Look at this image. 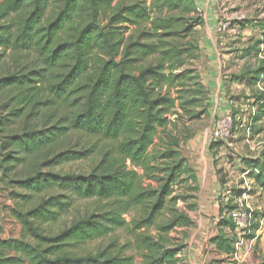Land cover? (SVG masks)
<instances>
[{
  "label": "trees",
  "instance_id": "trees-1",
  "mask_svg": "<svg viewBox=\"0 0 264 264\" xmlns=\"http://www.w3.org/2000/svg\"><path fill=\"white\" fill-rule=\"evenodd\" d=\"M201 4L0 0V182L27 192L9 193L22 235L0 237V264H178L182 245L169 234L193 221L175 208L174 185L196 177L178 149L182 138L168 129L185 91L174 88L183 51L168 39L202 25L200 16L179 25L184 17L173 11ZM123 25L134 27L127 36ZM70 162L88 163L83 172L57 169ZM254 178L264 190L263 174ZM74 196L95 208L53 230ZM117 230L133 237L140 260L110 246L86 250ZM214 241L233 256L234 246Z\"/></svg>",
  "mask_w": 264,
  "mask_h": 264
},
{
  "label": "rangeland",
  "instance_id": "rangeland-1",
  "mask_svg": "<svg viewBox=\"0 0 264 264\" xmlns=\"http://www.w3.org/2000/svg\"><path fill=\"white\" fill-rule=\"evenodd\" d=\"M211 1L218 22L216 26L226 24V29L222 31H216V26L214 32L210 31L214 35V45L211 47L218 52V57L211 58L204 49L201 36L205 34V30L201 25L188 33L168 39L178 48V51H183L179 59L182 65L175 70V73L180 74V78L175 82L174 88H179L183 84L182 87L185 90L181 100L178 101L179 104L182 102L183 109L179 107V117L175 119L176 127L168 124V129L172 131L173 136L177 135L182 138L180 148H178L180 154L183 151L186 155L191 154L192 160L195 158L193 165L198 174V183L195 178V181L188 179L184 183L174 185L175 192L181 197L175 208L187 213L193 222L188 227L176 228L169 235L176 244L182 245L177 254L178 264H199V262L202 264H264V249L257 243H246L249 238L243 235L238 236V233L236 235L238 238L236 241H240L238 248H245L246 252L249 251L248 255L234 252L232 257L227 254L224 260L220 261L218 260L219 255L213 251L209 242L206 246H197L196 252L193 251L197 243L198 226L202 227L208 222L206 220L215 218L202 215L208 208V199H211L207 197L209 195L206 194V190H210L213 186L212 167L216 174L213 178H216V182L219 183V193L216 199L223 218L230 219L226 211L227 205H234L236 198H242L252 210L251 227L248 234H254L258 226L264 227V190L254 178L257 173L264 176V75L253 77L254 71L264 66V0ZM119 2L124 5L135 2H144L148 6L152 4V0H102V4L109 7ZM186 8L187 6L183 10ZM173 14L184 17L179 21V25L182 26L189 23L186 18L190 16L201 17V13L197 10L188 12L182 11L181 8L175 9ZM151 15L153 16V13ZM106 21V19L104 21L100 19L102 23ZM133 28L130 25H123L121 32L127 36ZM189 43L196 47H192ZM212 62L216 65L213 71L214 79L221 81L226 91L222 97L227 104L219 112L215 109L216 93L212 94L207 87V72L210 73L208 63ZM182 71L187 73L184 72L181 75ZM198 83L201 85V90L194 92L198 88L196 86ZM172 95H176L175 90ZM220 120H224L222 124L228 125L229 135L215 141L213 132L220 124ZM159 132L164 142L171 140L161 129ZM205 140L210 144L211 163L204 160L205 154L201 152ZM158 142H160L159 139ZM247 161L258 162L259 166L251 169L250 166L253 163ZM168 162H175V160ZM87 163L70 162L57 169L62 168L65 172H83L87 168ZM205 163L209 166V172L204 173L202 168ZM22 169L23 167L20 166L17 170L21 172ZM185 176L187 174L182 175V177ZM12 191L20 194L27 193L17 185L11 187L0 182V237L3 239L10 237L20 239L22 235V225L11 214L14 203L9 199V193ZM241 191H243L242 194L239 193ZM67 197H71L70 194L67 193ZM68 202L69 207L54 224L53 230L60 228L64 222H68L72 214L76 212L79 214L87 209L92 211L95 208L94 199L74 196ZM211 203L210 200L208 204ZM217 218L212 221V227L215 229L220 220ZM25 241L34 242L29 236L25 238ZM235 243L232 246L237 251ZM106 246H110L111 252H119L124 256L130 255L135 260H140L134 247L133 237L123 230H117L89 241L85 248L96 252Z\"/></svg>",
  "mask_w": 264,
  "mask_h": 264
},
{
  "label": "crops",
  "instance_id": "crops-1",
  "mask_svg": "<svg viewBox=\"0 0 264 264\" xmlns=\"http://www.w3.org/2000/svg\"><path fill=\"white\" fill-rule=\"evenodd\" d=\"M201 8L203 9V12L201 14V18H202V28H204L205 30V34L201 36V40L203 41V45H204V49L207 51L208 56H210L211 58H216L218 57V52L211 46H213L214 42V35L210 33L214 32V28L217 25V20H216V16L215 13L213 12V2L210 0H201ZM209 31V32H208ZM248 39V38H246ZM206 45V46H205ZM209 66V72H207V87L209 89V91L212 94L216 93L217 96V102H215L216 106L215 109L219 112L221 111L222 108H224L226 106V102L224 100V97H222L223 95H225L226 91H225V85L220 81H216L214 79L213 76V71L216 68V65L212 62V63H208ZM246 81V80H245ZM249 81V80H247ZM218 98H220L221 100H219ZM204 146H203V150L201 148V152L203 154H205V156H203L204 160L208 161L211 163V154L210 149H209V143L207 140L204 141ZM181 154L183 155L184 158H186V160L188 161L187 163L189 164V166L191 167V169L194 171L195 177H196V181L198 183V174L195 171V167L193 165L195 158L192 160V155L191 154H184L183 151H181ZM191 156V158L189 157ZM209 166H207V164L205 163L204 168H202V172H209ZM214 176H212V180H213V186L211 187L210 190H206V194L209 195L207 197L211 198L210 200L212 201L211 204H208L210 202V200L208 199L207 202V206L208 208H206V210H204L205 212L202 213L203 216H206L208 218H212L215 217L217 218V216H219L218 218H220V220H218V224H217V228H213L212 225V221L215 218H212L211 220H206L208 222H206L205 225H203L202 227L198 226L199 229V233L197 234V243L194 245L193 251L196 252V247L199 245H203L206 246L207 242H209L210 246L213 247V251L219 255L218 260L223 261L224 258L227 256V252L218 245V243H216L214 241L215 238L219 237L222 240H224V242H226L227 245L232 246V244L234 245V242H236L235 244L237 245V251H235V253H239V254H245L248 255L249 251L246 252V249H242V248H238V244L239 242L236 241V235L238 233V236H240V233L235 230L234 228H232L229 223H225L224 220L225 218H223V216L221 215V208L219 205V202H217V194L219 193V183L216 182V178H213L216 176L215 174V170L212 167ZM205 181V179H204ZM203 190V188H202ZM218 203V204H217ZM190 217V216H189ZM191 218V217H190ZM217 218V219H218ZM192 219V218H191ZM192 238V237H191ZM235 240V241H234ZM238 240V238H237ZM246 243H252V244H258L259 247H262L264 249V227H257L255 229L254 232V237L251 239H247ZM243 244V241H242ZM241 244V245H242ZM247 253V254H246ZM205 258V257H204ZM201 260V257L199 258ZM198 264V263H197ZM199 264H202V262H199Z\"/></svg>",
  "mask_w": 264,
  "mask_h": 264
},
{
  "label": "built area",
  "instance_id": "built-area-1",
  "mask_svg": "<svg viewBox=\"0 0 264 264\" xmlns=\"http://www.w3.org/2000/svg\"><path fill=\"white\" fill-rule=\"evenodd\" d=\"M197 11L202 14L203 9L199 8ZM224 29H226V24H218V26H216V31H222ZM229 120L230 119L228 118V121ZM223 121H219L220 124L213 132L215 141H219L221 138L229 135L227 131L228 125L222 124ZM233 206L234 207L231 210L227 211L228 217H230L234 224V228L240 233V235L247 236L248 233H250L252 210L243 202L242 198H236Z\"/></svg>",
  "mask_w": 264,
  "mask_h": 264
},
{
  "label": "bare ground",
  "instance_id": "bare-ground-1",
  "mask_svg": "<svg viewBox=\"0 0 264 264\" xmlns=\"http://www.w3.org/2000/svg\"><path fill=\"white\" fill-rule=\"evenodd\" d=\"M230 220V219H229Z\"/></svg>",
  "mask_w": 264,
  "mask_h": 264
}]
</instances>
